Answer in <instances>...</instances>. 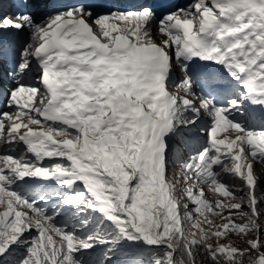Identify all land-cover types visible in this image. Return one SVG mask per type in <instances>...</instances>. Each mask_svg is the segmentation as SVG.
Masks as SVG:
<instances>
[{"label": "snow or ice", "instance_id": "obj_1", "mask_svg": "<svg viewBox=\"0 0 264 264\" xmlns=\"http://www.w3.org/2000/svg\"><path fill=\"white\" fill-rule=\"evenodd\" d=\"M262 181L264 0H0V264H264Z\"/></svg>", "mask_w": 264, "mask_h": 264}, {"label": "rangeland", "instance_id": "obj_2", "mask_svg": "<svg viewBox=\"0 0 264 264\" xmlns=\"http://www.w3.org/2000/svg\"><path fill=\"white\" fill-rule=\"evenodd\" d=\"M179 5H181V3H180ZM262 184H264V181H262ZM231 238H232V240L235 242V244H236L238 247L243 248V247H246V246H247L246 243H244L243 241H241V239H240L238 236H232ZM222 242H227V241L224 240V241H222Z\"/></svg>", "mask_w": 264, "mask_h": 264}, {"label": "bare ground", "instance_id": "obj_3", "mask_svg": "<svg viewBox=\"0 0 264 264\" xmlns=\"http://www.w3.org/2000/svg\"><path fill=\"white\" fill-rule=\"evenodd\" d=\"M189 2H190V0H181V1H180L181 5L187 4V3H189ZM46 159H47V158H46Z\"/></svg>", "mask_w": 264, "mask_h": 264}]
</instances>
